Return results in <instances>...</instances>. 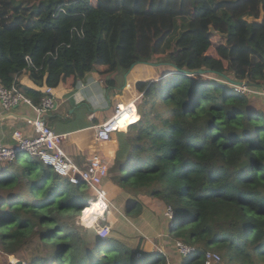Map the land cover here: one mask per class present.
<instances>
[{"label":"trees","instance_id":"1","mask_svg":"<svg viewBox=\"0 0 264 264\" xmlns=\"http://www.w3.org/2000/svg\"><path fill=\"white\" fill-rule=\"evenodd\" d=\"M98 65L107 74L175 67L136 83L139 120L110 142L117 135L116 157L130 160L120 182L174 208L171 236L196 247L180 264H203L213 248L226 264H264V107L231 83L264 88V0H0L6 86L39 101L45 93L20 81L27 72L38 85L73 88ZM209 72L226 81L204 78ZM33 157L25 171L9 162L0 180L12 192L7 208L0 199L1 248L16 253L37 235L44 252L33 264H151L98 226L78 225L89 188L43 162L38 169ZM60 176L70 184H57ZM142 210L137 201L126 207L129 216ZM153 254V264H169Z\"/></svg>","mask_w":264,"mask_h":264},{"label":"crops","instance_id":"2","mask_svg":"<svg viewBox=\"0 0 264 264\" xmlns=\"http://www.w3.org/2000/svg\"><path fill=\"white\" fill-rule=\"evenodd\" d=\"M106 69L107 66L98 65L97 72L90 73L73 88L67 87L64 82L53 88L38 85L32 80L29 72L20 81L25 86L44 92L45 95L55 96L56 105L47 115V120L56 133L63 135L61 144L75 162L84 165L94 153L99 152L107 158L112 168L119 167L115 178L110 173L105 180L109 202L105 222L112 226L119 223L116 227L120 233L116 232L118 236L115 239L133 250L138 249L148 254L162 251L168 255L169 264H180L182 256L178 252L176 239L171 236L170 224L164 214L167 205L160 198L152 196L145 188L132 187L120 182L123 161L116 157L117 135L111 142H101L96 137V126L108 120L118 104L133 102L141 93L136 83L140 79L153 76L145 74L143 66L133 67L127 72L120 70L110 74L104 73ZM109 77L116 79V85L111 88L106 84ZM31 100L34 103L41 101L32 98ZM35 115L34 109L28 103L5 112L0 102V137L3 143L14 146L16 144L14 133L17 130H21L25 137L33 136L34 127L30 119ZM10 164L12 163L6 165L7 170L1 172L4 173L2 178H6ZM11 193L10 188L0 189L2 194L0 199L3 200L4 207L11 201ZM123 200L127 203L126 207L132 202H140L143 205L142 213L129 216L126 207L122 208L123 203L119 202ZM24 249L23 252L30 255L31 259L44 252L37 235L31 238ZM15 254L0 247V264H8Z\"/></svg>","mask_w":264,"mask_h":264},{"label":"built area","instance_id":"3","mask_svg":"<svg viewBox=\"0 0 264 264\" xmlns=\"http://www.w3.org/2000/svg\"><path fill=\"white\" fill-rule=\"evenodd\" d=\"M28 60L31 61L29 57ZM233 85L241 92H252L248 84L234 83ZM142 95L140 93L133 102L128 104H118L113 115L96 126V137L99 141L108 142L114 134L124 129L127 130L133 124L134 120L132 117L135 113H139L137 102ZM0 102L5 112H10L17 106L28 103L36 113L30 119L34 127L33 136L25 137L21 130H17L14 133V138L16 139L14 146L5 145L0 137V173L7 170V163L16 160L22 152L28 151L31 155L38 157L43 163L52 166L59 175L67 178L72 184L84 183L93 195L87 201L89 204L87 206L84 205L79 223H83L82 225L86 227L99 225L100 236L103 238L111 237L112 225L105 222L109 209L108 190L105 186V180L110 176L111 169L107 158L96 152L82 165L70 157L61 144L63 135L56 133L47 120V115L55 108V96L46 94L39 103H34L17 84L9 87L0 82ZM95 200L97 201V209L100 212H96L95 217L91 220H86L85 212L93 207V201ZM164 214L170 221V225H172L175 219L174 208L170 205L166 206ZM176 246L181 256L186 258L196 250L195 246L189 245L182 240H178ZM139 251L141 252V250ZM140 252H138L139 255ZM221 261L222 255L215 250L209 249L206 251L203 264H220ZM8 264H33V262L31 259L27 260L14 255Z\"/></svg>","mask_w":264,"mask_h":264},{"label":"rangeland","instance_id":"4","mask_svg":"<svg viewBox=\"0 0 264 264\" xmlns=\"http://www.w3.org/2000/svg\"><path fill=\"white\" fill-rule=\"evenodd\" d=\"M218 18H219V12H217V13H215L214 14V16H213V19L216 21V20H218ZM49 23H52V21L51 22H49ZM216 33V32H215ZM216 65H218V66H221V63L220 62H218V61H216ZM159 71H157L156 69H155V67L154 66H143V70H144V72H145V74H147V75H149V76H153V75H155V74H159L160 75V78L163 76V74H167V73H171L173 70H175V67H170V66H167V65H164V66H161V67H156ZM157 74V75H158ZM156 75V76H157ZM159 75L157 76V78L159 77ZM203 76H204V78H207V79H216L217 77L219 78V80H225V78H220L219 76H217L215 73H213V72H209V73H203ZM226 81V80H225ZM229 83H230V81H229ZM232 83V85H233V82H231ZM235 84H237V83H235ZM234 86V85H233ZM251 90H252V92L250 93L251 95H252V101L254 102V104H255V106L256 107H264V92H263V90H264V88H252L251 87ZM247 93H249V92H247ZM139 100H142V97L139 99ZM138 100V101H139ZM136 117H137V115H136ZM34 157H33V155H31L30 154V152H28V151H25V152H22L20 155H19V157H18V159H16L17 160V167L21 170V171H25V168H26V164H27V162H33V159ZM38 158V157H37ZM35 160H38L39 162L36 164V166H37V168L39 169V168H42L43 167V163H42V161L38 158V159H35ZM130 166V160L129 159H126L124 162H123V169L121 170V172H123V171H125V169H126V167H129ZM119 171V167H118V170L116 169V167L115 168H112L111 167V169H110V173H111V176L113 177V178H115V175L116 174H118L117 172ZM3 174L4 173H0V178L3 176ZM29 181V180H28ZM48 183L49 184H52L53 183V178L51 177V178H49V180H48ZM70 184L68 181H66L63 177H61L60 176V179L58 180V183L57 184H59V185H61V186H63V184ZM0 189H2V188H0ZM14 192H18V191H22L20 188H15V189H12ZM90 190V189H89ZM90 193H91V195H92V192H91V190H90ZM26 194H29L28 192L26 193ZM25 195V194H24ZM27 199H33V196L32 195H27V196H25ZM92 197V196H91ZM91 197H87L85 200H87V201H89L90 200V198ZM6 198H10V197H8V196H6ZM119 198V197H118ZM119 200V199H118ZM120 203H123L122 204V208H125L126 207V201H119ZM86 203V202H85ZM7 204L8 205H10L11 204V201H9V202H7ZM89 203L87 202L85 205L87 206ZM8 207V206H7ZM6 207V208H7ZM93 212V210L91 209V211L89 212V210H87V213H86V218H88L87 216H89V215H91V213ZM4 217H6V215L4 216ZM88 219H91V218H88ZM80 220H81V216H80ZM109 222V221H108ZM83 223H79L78 222V225H80V226H84V225H82ZM108 224H110V223H108ZM117 224H119V223H116V225ZM130 226H131V224L130 223H128ZM1 226H3L4 225V222L3 223H1L0 224ZM111 225V224H110ZM116 225L115 226H112V229H111V234H110V236L111 237H108V238H115L116 236H118L117 235V233H120V232H118V230H117V227H116ZM86 227V226H85ZM100 226L98 225V228H99ZM86 228H93V227H86ZM3 229H4V227H1L0 228V232H2L3 231ZM49 230L51 231V228H49ZM117 232V233H116ZM50 238V237H49ZM47 239L48 240V242H49V245H48V250L50 251V252H53L55 249H54V240L52 239L51 240V242H50V239ZM25 249L23 248L22 250H20V251H17L16 252V254L15 255H17V256H21V258H26L27 260H30L31 258V256L30 255H28L27 253H24L23 251H24ZM212 250H215V251H217V252H219L218 250H216V249H212ZM220 253V252H219ZM30 254V253H29ZM148 253H146V255H147ZM221 254V253H220ZM32 255V254H31ZM222 255V254H221ZM149 256V258L151 259V264H153L154 262H155V256H154V254H149L148 255ZM237 258V257H236ZM220 264H226L225 262H224V259L222 258V261H221V263Z\"/></svg>","mask_w":264,"mask_h":264},{"label":"bare ground","instance_id":"5","mask_svg":"<svg viewBox=\"0 0 264 264\" xmlns=\"http://www.w3.org/2000/svg\"><path fill=\"white\" fill-rule=\"evenodd\" d=\"M136 115H137V118L139 117V113H135L134 115H133V117H132V119L134 120L133 121V123H135V122H137L139 119H137L136 118ZM125 128V127H124ZM123 128V129H124ZM124 130H126V129H124ZM92 210H93V212L91 213V215L89 216V218H94L95 217V213L97 212V213H99L100 212V210H98L97 209V201L95 200V201H93V207L91 208ZM91 209H87V210H89V212L91 211ZM86 210V211H87ZM86 213V212H85ZM86 215V214H85ZM85 219L86 220H91V219H88V218H86V216H85Z\"/></svg>","mask_w":264,"mask_h":264},{"label":"water","instance_id":"6","mask_svg":"<svg viewBox=\"0 0 264 264\" xmlns=\"http://www.w3.org/2000/svg\"><path fill=\"white\" fill-rule=\"evenodd\" d=\"M199 72H205L203 69H200ZM247 84L246 82H239V84Z\"/></svg>","mask_w":264,"mask_h":264},{"label":"clouds","instance_id":"7","mask_svg":"<svg viewBox=\"0 0 264 264\" xmlns=\"http://www.w3.org/2000/svg\"><path fill=\"white\" fill-rule=\"evenodd\" d=\"M133 124H134V123H133ZM128 129H129V128H128ZM128 129H127V130H128ZM127 130H123V131H127ZM1 179H4V178L1 177L0 180H1ZM31 260H32V259H31Z\"/></svg>","mask_w":264,"mask_h":264}]
</instances>
